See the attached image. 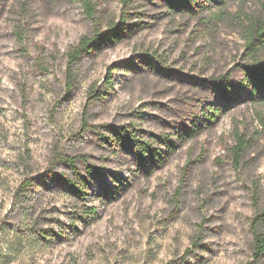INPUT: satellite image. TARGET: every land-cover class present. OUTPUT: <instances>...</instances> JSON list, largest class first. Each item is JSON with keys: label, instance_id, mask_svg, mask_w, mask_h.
Returning a JSON list of instances; mask_svg holds the SVG:
<instances>
[{"label": "rangeland", "instance_id": "rangeland-1", "mask_svg": "<svg viewBox=\"0 0 264 264\" xmlns=\"http://www.w3.org/2000/svg\"><path fill=\"white\" fill-rule=\"evenodd\" d=\"M201 1L209 6L191 14L132 0L125 38L72 65L70 86L69 51L97 27L121 23L122 0H94L97 21L81 0H0V264L253 260L264 105L223 101L212 83L243 77L236 14H263L264 0H229L224 16ZM94 89L102 95L91 98ZM210 106L223 110L207 123ZM236 133L248 142L239 162ZM141 140L161 147L149 171L131 150ZM61 157L77 158L84 175L103 168L83 199Z\"/></svg>", "mask_w": 264, "mask_h": 264}, {"label": "trees", "instance_id": "trees-1", "mask_svg": "<svg viewBox=\"0 0 264 264\" xmlns=\"http://www.w3.org/2000/svg\"><path fill=\"white\" fill-rule=\"evenodd\" d=\"M168 8H172L176 12H189L191 14H197L202 9L206 8L208 3H202L201 0H165ZM210 1V0H209ZM217 7L221 10L223 16L227 13L226 5L229 0H213ZM85 13L89 18L97 21V8L94 0H81ZM132 0H122L124 4V10L121 23L111 22L108 29H102L97 27L91 35H84L68 53L69 55V69L70 79L69 85H74L72 77L73 70L72 65L76 64L86 53L92 51H100L106 46H113L116 43L122 41L126 36V28L130 25L127 23L128 18L132 12L128 11ZM204 4V5H203ZM236 19L239 22L241 28L242 38L245 41V61L241 62L238 66L243 72V77L237 82L231 79V73L224 75L218 79L213 80V88L221 96L223 101H240L242 99L250 100L253 102H259L264 105V13L260 15H252L246 11H238ZM113 71H110L107 75V84L111 85L113 81ZM100 90L94 89L91 93V98L101 96ZM223 110L222 108H216L213 106L207 107L203 112L205 116V122L211 123L215 121L218 114ZM263 117H261L262 119ZM264 123V118L262 119ZM199 129V124L196 125ZM194 128L192 131H196ZM129 135L130 133L127 132ZM163 144L168 148L173 149L174 145L169 136L163 137ZM248 142L244 136L240 133H236V146L233 149V153L236 162H239L242 158L244 150L247 148ZM131 150L136 153L137 158L146 171L158 164L155 161L162 162L161 147L155 148L148 141H135L131 145ZM77 159V158H76ZM76 159L74 157H61L60 162L68 164L74 169L76 179H66L71 186H73L75 192L78 193L80 198H84L86 190L88 188V180L91 176H97L104 174L102 167L89 165L87 168V174H82L77 169ZM65 177L64 174H62ZM88 214H95L96 210L91 209L85 211ZM264 222V210L259 213L252 223V230L255 238L253 260L248 264H262L261 260L264 258V232L261 231L260 225Z\"/></svg>", "mask_w": 264, "mask_h": 264}]
</instances>
